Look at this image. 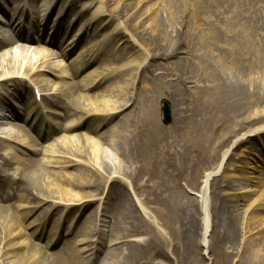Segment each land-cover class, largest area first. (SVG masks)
I'll return each instance as SVG.
<instances>
[{"label":"bare ground","instance_id":"6f19581e","mask_svg":"<svg viewBox=\"0 0 264 264\" xmlns=\"http://www.w3.org/2000/svg\"><path fill=\"white\" fill-rule=\"evenodd\" d=\"M10 1L17 7L3 13L10 20L0 21V90L10 89L12 96L21 99L19 94L27 89L22 77L42 89L39 83L47 75L69 78L50 102L62 109L65 118L73 116L76 121L50 125L49 130L69 132L82 126L85 133L61 137L42 151L36 148L39 130L32 132L34 138L17 124L16 110L6 115L14 124L7 130L0 126V147L9 148L0 168V263L205 264L200 249L203 223L198 217L208 213L202 214L198 199L186 187L198 190L202 170L208 168L212 172L205 176L199 193L205 197L209 185L211 233L222 250V264H264V204L245 218L241 206L256 197L249 189L251 179L244 177L246 182L232 196L225 192L233 186L231 169L225 165L215 178L219 167H214L224 158L234 159L240 148L255 142L264 145V0H160L147 36L154 49L150 58L162 73H151L150 86L135 95L129 72L121 70L123 85L114 100L103 99L115 92L112 87L83 93L99 78L93 65L75 80L92 64L85 62L97 51L92 36L86 32L72 36L70 47L74 48L76 35L83 46L76 50L74 61L62 68L54 59L65 54L23 44L17 47L16 42H33L25 35L30 29L15 25L24 9L35 8L32 14L38 16L53 0ZM77 1H72L74 7ZM54 10L55 6L50 14ZM151 67L145 65L143 70ZM162 97L170 100L168 127L160 123L157 103ZM5 101L0 96V104ZM103 127L105 131L98 133ZM13 165L15 174H7ZM69 168L74 171L68 172ZM3 181L18 183L19 194L8 204L2 203L7 194L1 192ZM259 183L264 186V179ZM132 194L143 197L139 203L146 210L137 207ZM100 196L101 210L90 211L81 227L86 236H97L100 244L108 238L112 246L106 250L94 246L84 257L86 249L72 240L51 250V244L59 242L54 234L43 246L26 232L36 221L29 226L23 221L36 209H41L39 225H45L59 204L69 201L66 212L83 214ZM100 222V226L110 225L108 235L99 229ZM141 235L142 240L131 239Z\"/></svg>","mask_w":264,"mask_h":264},{"label":"rangeland","instance_id":"374dc122","mask_svg":"<svg viewBox=\"0 0 264 264\" xmlns=\"http://www.w3.org/2000/svg\"><path fill=\"white\" fill-rule=\"evenodd\" d=\"M72 1L73 0H53L49 8L38 13V16L32 14V9L35 10V8H25L22 18H20L15 25L21 23L23 28L26 27V29H30L28 32H25V35L31 37L33 42L26 43L22 40L16 41L17 47L20 44H23L34 49L40 47L43 51L49 50L50 52L53 51L59 54L63 53L65 56H58L54 59L55 63H59L63 68L72 63L77 55V53H75L76 48L73 49L69 46L72 36L79 32H86L89 36L93 37L92 43L97 51L93 58L85 60V62L88 63L92 62L91 66L84 67L83 71L76 76L75 80L81 79L83 75L87 74L92 65L99 71V78L93 81L94 87L92 89L84 90L83 93L96 94L103 91L104 88L112 87L115 92L113 94H105L103 99L114 100V95L119 91L117 89L123 85L120 76L118 75L121 70H127L129 72V84L132 87L133 94L136 95L144 92L147 87L150 86V74L154 73V71L156 73H162V70L155 67L158 63L150 58L154 49L152 46H149V37L147 36L148 33H151L149 27L150 20H152L154 15L159 11L161 1L151 0L141 4L143 0H78L76 7L72 5ZM54 6L55 10L50 14L51 8H54ZM16 7L17 4L12 3L10 0H0V21L7 22L10 20V16H4L3 13L8 12L9 10L12 11ZM151 7L152 10L150 14L143 17L144 13H146ZM19 9L20 7L17 9V12ZM187 19L188 17L186 20ZM4 28L7 29L8 33H11L10 28ZM32 29L34 30L33 32ZM181 29L182 27L180 30ZM55 30L57 31L53 34ZM93 34H95V36H93ZM76 36L80 37V35ZM51 40L53 42L49 43ZM149 64L152 65L151 69L143 70L144 66ZM47 76L50 78L43 77L44 80L39 83V85H43V89L40 86H38L40 88H37L27 77L20 78L22 85L27 86V89L19 94L22 96L21 99L12 96L10 94L12 93L10 89L7 90L6 88H3V90H0V93L3 94L0 96L6 100L0 104L3 106L0 108V113L5 115L0 119V124L3 125L6 130L10 129V124H14V121L9 119V116L6 117V115H10L13 110H16L19 113V119L16 122L22 129L32 136H34L32 132L36 128L41 133V138H35V136L34 138L37 140L36 148L42 151H46L47 147L61 137L85 133V129L82 126H78L69 132L63 130H55L54 132L49 130L50 125L55 127L57 124H68L76 121V118L73 116L65 118L62 109L56 107L50 102L56 100L54 92L58 89V86L60 84H67L71 80L67 77L56 78L52 75ZM49 81L50 83H48ZM35 89L39 90L41 94L40 97L43 100L35 102L33 93ZM169 102L170 100L168 97H162L157 103L160 123L166 127L171 124V118L170 121H165L163 118V108L164 104H169ZM26 103L28 106H25ZM41 118H43V122ZM104 131L105 129L103 127L98 133ZM88 137L93 138L94 136L89 135ZM26 152H28V150H26ZM8 153L9 148L0 147V168L4 163V157H9ZM236 154L237 156H235L234 159L227 161V158H224L214 165L215 168L219 167L218 174L215 178H219L220 175H222V169L225 165H227V168L231 169L228 174L231 176L233 186L225 192L232 196L237 195L239 193V188L241 187L240 185L246 182L243 179L244 177L251 179L249 189L256 192V197L253 198L252 201L243 204L239 210L246 218L254 207H259L264 204V186L259 183L264 179V165L262 164V161H264V145H259L258 142H255L249 146L240 148L237 150ZM20 156L23 158L25 157L24 154H20ZM43 158H47L46 155L43 156ZM246 162L249 163V165L246 164ZM12 167L13 168L9 170L7 174H15L13 169L16 165H13ZM50 169L58 171V168L51 167ZM73 171V168L68 169V172ZM210 172L212 171L208 168L202 170L199 179L200 188L198 190H192L188 187L186 188L187 192L192 197L198 199L199 205L202 206V214L205 211L208 213L207 217H205L204 214L203 216L199 215L198 217L203 223L201 231L202 235L200 238L203 246L200 249L204 256L205 264H222L224 262V259L222 258V250L213 240L211 233L212 218L209 213L211 200L209 185L207 186L205 197H201V194L199 193L200 190L204 188L205 183L203 182L205 176ZM3 182H1V192L6 190L7 194L2 203L8 204L9 202H13L16 195L19 194L17 191L18 183H12L11 181ZM225 192L223 191V193ZM100 198L103 199L102 196L97 197L96 199L98 200L94 201L91 207L85 212L83 211V214H80V212L77 211H71L70 213L66 212L64 205L70 204L69 201L64 202L62 205L59 204L58 211L51 216L49 222L45 225H39L40 220L37 215L41 209H36L26 220L23 221L25 226H29L34 220L36 221V223L28 227L26 232L34 234L32 241L43 246L44 243L46 244V242L50 241L49 236L54 234L53 239H56L59 242L54 246L51 244V250L59 248L61 243L66 240L77 242L76 246L79 249H86L82 254L84 257L88 256L87 251L94 246H99L103 248V250H106L112 246L111 243H109L108 238L105 240L104 244H100L97 242V236L94 235L92 238L86 236L84 234V229L81 227L85 222V219L89 218L90 211L95 209L99 211L101 210L102 200L99 201ZM92 199L93 198L88 200ZM132 199L140 210L144 209L143 205L139 203L140 200H143L141 195L132 194ZM100 225H102L101 222L98 226L99 229L108 235L110 225ZM60 235H62L61 238ZM144 238L145 237L141 235L131 239L137 241ZM90 241L93 242L91 243ZM103 256L104 254L102 252L99 253L100 258H103ZM189 261L190 259H187V262ZM0 264H3V261H1Z\"/></svg>","mask_w":264,"mask_h":264},{"label":"water","instance_id":"95a60500","mask_svg":"<svg viewBox=\"0 0 264 264\" xmlns=\"http://www.w3.org/2000/svg\"><path fill=\"white\" fill-rule=\"evenodd\" d=\"M165 118L168 121V119H169V113H168V109L167 108H165Z\"/></svg>","mask_w":264,"mask_h":264}]
</instances>
